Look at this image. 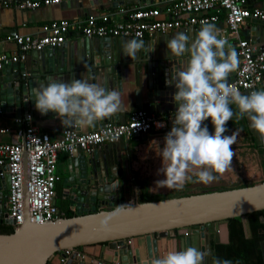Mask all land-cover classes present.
Listing matches in <instances>:
<instances>
[{
	"label": "crops",
	"instance_id": "crops-1",
	"mask_svg": "<svg viewBox=\"0 0 264 264\" xmlns=\"http://www.w3.org/2000/svg\"><path fill=\"white\" fill-rule=\"evenodd\" d=\"M1 1V0H0ZM17 1V0H13ZM143 4H150L162 11V16H170L168 5L163 0H76L62 4L42 5L36 9H22L12 3L10 6L0 8V54L19 53V47L14 41H8L5 36L14 31L22 34L42 35L44 26L57 19H85L90 15H100L106 12L116 11L123 6L126 8H135ZM251 8L264 9V0H250ZM220 17L218 22L212 23L217 30V35L222 38V30L228 29L225 11H219ZM257 19H249L238 34H228L225 50H235L238 54L239 38L249 39L252 41L253 33H256V25L258 24L260 32L264 30L263 23H255ZM261 20H259L260 22ZM201 28V27H200ZM200 28H190L189 30H179L172 33H156L153 36L147 35L142 39L145 44L144 50L138 54V58L132 60L130 57L123 55L124 43L132 37H116L110 48L113 55H117L118 63H113L114 67H121L122 74L116 79L109 73V67L98 64L97 58L98 45L101 38H85L80 34L73 32L66 44L59 49L58 55L53 57L51 66L48 67L45 61L46 79L42 76L36 77L38 64L41 58H46L42 53L31 52L25 61L20 62L24 67L19 70L26 69L28 78L38 80L37 88L46 86L51 81L71 82L73 79H82L89 82L99 83L105 88L116 89L121 92L122 108L112 117L105 118L95 124L93 127H79L82 131H89L103 125L107 120L113 122H125L129 119L132 112L138 109H153V101L149 97L150 86L157 75V69L160 62H165L174 69L181 67V61L186 62L188 56L176 58L170 56L167 49V41L179 32H185L192 39L197 35ZM190 34H188L189 32ZM259 33V31H258ZM255 45L264 49V42H257ZM152 50L148 52L149 47ZM237 67L230 73L228 82L233 80L237 74L239 59L236 57ZM161 66V65H160ZM51 67V69H50ZM162 68V67H161ZM33 71V72H31ZM36 71V72H35ZM45 75V74H43ZM264 89V81L258 90ZM248 94V93H245ZM16 105L11 107L10 112H0V128H11L10 132H0L1 142L22 141L23 138L17 135L19 118L14 117ZM29 113L34 116V122L41 131L49 132L53 137H59L68 127H64L60 119L55 113L49 112L46 115L40 114L35 106H29ZM233 111H238L235 105L231 106ZM155 109V108H154ZM175 110H164L161 113L172 114L175 116ZM28 113V114H29ZM25 115V114H24ZM26 116V115H25ZM24 116V117H25ZM173 121V120H172ZM172 121L167 130L163 132L152 131L144 135H136L130 139H123L113 144H105L98 148L99 157L102 163V173L105 180L110 173L114 175L118 173V178L127 181V191L123 193L124 201H120V205L124 202L134 200V203L143 196L147 201L163 199L167 197H176L202 193L195 192L196 188L209 187L208 191L224 190L250 186L264 182V164L262 143L259 134L250 127V121L247 117L237 119L235 116L227 122V132L224 135H231L234 131H238L236 143L231 146L234 156L230 168L212 183L205 184L198 180L195 169L188 173L190 179L186 181L182 189L169 190L167 188H157L156 181L163 180L165 176L158 173V169L162 167V158L159 156L160 149L164 146V137L171 130ZM210 133H214V127L211 120L204 122ZM84 152V151H83ZM71 154L61 153L57 164V172L62 180L57 184V205L65 212L64 216L69 212L77 214V209L73 208L71 202L63 195L64 178L69 175V159ZM117 179V177L115 178ZM114 185V184H113ZM9 197V188L7 182L1 180L0 190ZM179 192L175 196L171 193ZM61 198V200H60ZM8 203V199H7ZM3 203L0 201V206ZM218 235V237H217ZM251 237L252 235H247ZM194 246L206 253L205 264L216 263V245L228 244L231 241L229 223H222L219 227L218 234L210 231L207 235L205 249L201 243L200 235H192ZM133 243L145 242V237L132 239ZM160 258L169 251H183L181 236H170L169 238H159ZM264 243V242H263ZM262 243V248H263ZM264 250V248H263ZM84 251L92 257L99 255L102 246L93 245L85 247ZM104 260L113 262V251L107 249L104 253ZM53 264H61L59 256L52 260ZM245 263V262H244ZM243 263V264H244Z\"/></svg>",
	"mask_w": 264,
	"mask_h": 264
},
{
	"label": "water",
	"instance_id": "water-1",
	"mask_svg": "<svg viewBox=\"0 0 264 264\" xmlns=\"http://www.w3.org/2000/svg\"><path fill=\"white\" fill-rule=\"evenodd\" d=\"M255 23L264 24V21ZM258 29L257 24L253 43L264 42V30ZM112 39H100L98 64L108 66L109 73L119 79L122 69L113 65L118 59L110 50ZM42 52L46 58H41L35 74L46 79L45 61L48 67L51 66L59 49L34 51V54ZM236 57L239 59V54ZM19 67L24 65L10 64L0 70V107L6 113L16 105V118L24 117L29 113V106H35L33 89L38 85V78H28L26 69L19 70ZM157 71L149 92L150 99L154 100L152 106L158 112L175 110L173 94L176 89L166 84V80L171 79L176 69L160 62ZM69 127L80 129L79 126ZM4 169L0 166V182L4 179L10 188L8 174H1ZM24 171L27 185V153ZM102 172L98 149L91 153L76 150L71 154L63 195L77 209V214L41 224L27 219L11 233L0 232V264H53L52 260L64 249L93 245L102 246L103 252L95 257L86 253L83 259L72 256L65 264H99V261H105L107 249L113 251L114 264H152L154 259L160 258L159 238L179 235L184 250L194 246L192 235H200L205 249L208 233L215 231L218 234L220 225L229 223L234 217H242L247 235H252L248 214L264 210V182L146 202L138 199L131 206L120 207L119 202L125 200L123 193L127 191V181L119 179L118 173H110L105 180ZM7 199L1 189L0 222L14 226L13 219H4L8 215ZM102 224L105 226L101 227ZM138 237H145V242L134 244L132 239Z\"/></svg>",
	"mask_w": 264,
	"mask_h": 264
},
{
	"label": "built area",
	"instance_id": "built-area-1",
	"mask_svg": "<svg viewBox=\"0 0 264 264\" xmlns=\"http://www.w3.org/2000/svg\"><path fill=\"white\" fill-rule=\"evenodd\" d=\"M76 0H1L0 8L12 3L22 9H36L42 5L62 4ZM168 5L170 16H162L159 7L143 4L135 8L122 7L116 11L100 15H90L85 19H57L44 26L42 35L22 34L14 31L5 36L19 47V53L0 54V70L10 64L25 61L33 51L60 49L76 32L85 38H144L156 33H172L190 28H200L205 23L220 20L217 12L225 11L228 29L222 30V39L229 34H238L251 19L264 21V9L251 8L250 0H163ZM1 38V37H0ZM239 66L235 78L229 85L242 94L257 91L264 81V49L249 39L239 38ZM0 107V112H1ZM172 114H162L156 109H138L125 122L106 121L98 128L82 131L66 128L59 137L41 131L34 122V116L27 114L17 120V135L22 141H0V166L5 167L2 175L10 180L8 215L18 227L29 219L32 223H45L64 216L57 205V184L62 177L57 172L61 153L73 154L76 150L94 152L105 144H113L144 135L152 131L163 132L173 120ZM158 125H163L158 127ZM11 128H0V132H10ZM264 164V142H262ZM28 155V180L26 185L24 160ZM134 200L124 202L131 206ZM1 223V222H0ZM61 264L72 256L86 257L84 247L64 249L57 254ZM99 264H114L99 261Z\"/></svg>",
	"mask_w": 264,
	"mask_h": 264
},
{
	"label": "clouds",
	"instance_id": "clouds-1",
	"mask_svg": "<svg viewBox=\"0 0 264 264\" xmlns=\"http://www.w3.org/2000/svg\"><path fill=\"white\" fill-rule=\"evenodd\" d=\"M226 44L211 23L202 24L194 39L179 32L167 41L170 56L187 55L188 59L181 61V67L166 80V84L176 89L173 101L177 110L159 151L162 167L157 174L162 173L165 178L156 181L157 188L182 189L190 179L188 173L195 169L199 170L198 180L205 184L227 171L234 156L231 146L236 143L239 132L236 130L230 136L224 133L228 130L227 122L234 116L247 117L250 127L264 142V89L242 94L229 85L228 77L237 67V54L235 50L226 51ZM144 48L142 39L133 38L125 41L123 55L134 60ZM151 50L150 46L148 52ZM33 96L35 109L42 115L55 113L64 127H93L122 108L120 91L82 79H73L70 83L51 81L34 88ZM232 105L238 111L234 112ZM209 118L214 133L204 123ZM205 259V252L187 247L183 251H169L152 264H205ZM223 264L229 262L223 261Z\"/></svg>",
	"mask_w": 264,
	"mask_h": 264
},
{
	"label": "trees",
	"instance_id": "trees-1",
	"mask_svg": "<svg viewBox=\"0 0 264 264\" xmlns=\"http://www.w3.org/2000/svg\"><path fill=\"white\" fill-rule=\"evenodd\" d=\"M141 202H146L143 196ZM69 212L66 216H75ZM252 236L248 237L242 217H234L229 221L231 241L228 244L216 245V262L228 261L229 264H264V210L248 214ZM15 226L0 223V232L11 233ZM216 264V263H215Z\"/></svg>",
	"mask_w": 264,
	"mask_h": 264
},
{
	"label": "rangeland",
	"instance_id": "rangeland-1",
	"mask_svg": "<svg viewBox=\"0 0 264 264\" xmlns=\"http://www.w3.org/2000/svg\"><path fill=\"white\" fill-rule=\"evenodd\" d=\"M211 188H209V187H199V188H196L195 189V192H198V191H202V192H209L208 190H210ZM179 192H174V193H171V195L170 196H175L176 194H178ZM60 200H61V198H60Z\"/></svg>",
	"mask_w": 264,
	"mask_h": 264
}]
</instances>
